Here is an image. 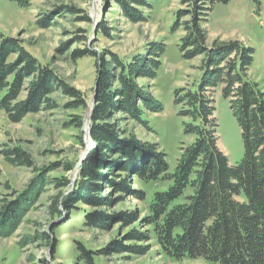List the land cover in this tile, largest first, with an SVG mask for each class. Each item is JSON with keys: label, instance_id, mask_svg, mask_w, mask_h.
I'll list each match as a JSON object with an SVG mask.
<instances>
[{"label": "trees", "instance_id": "16d2710c", "mask_svg": "<svg viewBox=\"0 0 264 264\" xmlns=\"http://www.w3.org/2000/svg\"><path fill=\"white\" fill-rule=\"evenodd\" d=\"M12 1L22 8L29 7L31 2ZM229 1L180 0L184 9L175 14L173 28L184 32L179 39V54L185 60L200 58V78L194 90L189 86L178 97L183 106L181 114L189 119L183 132L193 140L180 149L173 174H168L166 155L158 150L157 144L138 141L132 133L122 132L113 120L114 115L123 114L136 124L146 125L142 110L161 111V103L144 94L137 80L156 77L165 45L160 43L147 55L135 56L130 62L109 52L97 56L87 48L71 46L66 50L71 61L93 58L92 96L95 100L89 135L94 149L83 161L75 186L67 195L62 192L69 185L67 178L46 175L60 167L65 171L69 168L52 164L39 171L41 176L34 181L32 193L3 208L0 223L7 225L18 220L20 206L27 210L44 191L43 187L50 185L56 193L49 197L48 217L65 219L81 205L85 208V226L105 230L108 223L98 209L111 202L109 196H102L103 186L115 192H127L144 202L147 192L134 188V178L145 184L169 182L165 192L153 193L144 216L138 212L118 215L117 221L125 227L137 222L143 229L132 230L126 241L149 242L153 235L162 252L174 261L202 259L209 264H264V91L248 74L253 50L237 39L208 42L205 28L210 6ZM116 2L127 19L136 23L145 21L138 8L148 7L147 0ZM67 9L69 13L76 11ZM36 23L41 28L52 25L45 19ZM97 32H106L105 25L100 24ZM75 39L80 41L81 38ZM12 56L15 58L11 59ZM28 77L32 80L26 83ZM219 87L239 128L243 146L242 158L236 166L229 165L218 143L213 93ZM25 89L27 99L16 102ZM3 90L6 94L0 101V108L5 110L11 123L21 122L30 113L57 110L58 103L50 97L53 93L68 99L63 105L66 110L87 108L83 93L49 65L40 63L18 38L2 37L0 40V92ZM67 126L82 128L81 116L71 117ZM2 154L14 166L35 170L31 154L23 148H7ZM114 154L123 159L120 164L111 161ZM116 164L119 167H115ZM57 223H50L48 232L43 231L35 237L50 250L52 257L56 246L52 230ZM79 247L83 263L95 264L94 253ZM114 250L115 254L138 255L148 251L142 246L125 248L122 245ZM98 254L109 256L114 253L103 249Z\"/></svg>", "mask_w": 264, "mask_h": 264}, {"label": "rangeland", "instance_id": "374dc122", "mask_svg": "<svg viewBox=\"0 0 264 264\" xmlns=\"http://www.w3.org/2000/svg\"><path fill=\"white\" fill-rule=\"evenodd\" d=\"M147 2L148 7L138 8L145 21L136 23L124 16L116 0H31L27 8L18 6L12 0H0V40L2 37L18 38L32 56L40 63L49 65L68 84L81 91L87 101L85 109L66 110L63 105L68 99L53 93L50 97L58 103L57 110L30 113L19 123H11L5 110L0 108V212L6 205L12 206L10 202H17L32 193L34 181L41 176L39 171L52 164L69 168V171H65L60 167L46 175L57 179L67 178L69 185L62 190L67 195L75 186L83 161L94 149L90 135L85 138L84 132L90 130L93 111V58L71 61L66 52L71 46L87 48L97 56H105L109 52L130 62L135 56L147 55L160 43L165 45L156 77L137 80L144 94L161 103V111L151 113L142 110L146 125L136 124L123 114L114 115L113 120L122 132L132 133L138 141L157 144L158 150L166 155L168 174L174 173L180 149L193 140L192 136L183 132L184 124L189 119L182 116L183 106L178 97L189 86L192 90L196 88L200 78V58L185 60L179 54V39L184 32L173 27L176 12L184 9L180 0ZM67 8L76 11L69 13ZM41 19L52 25L39 27L36 22ZM100 24L105 25L106 32H97ZM205 28L208 42L237 39L253 50V62L248 74L264 91V0L217 2L210 6ZM76 37L81 38L80 41ZM31 80L28 77L26 83ZM5 94L6 90L0 92V101ZM27 95V90H23L16 102L25 101ZM213 100L219 147L229 165L236 166L243 155L239 128L228 102L221 95L220 87L213 93ZM73 116H81L82 128L66 127ZM17 146L31 154L34 171L26 166L12 165L2 154V150ZM114 156L111 161L120 164L123 159L116 154ZM117 164L115 167H119ZM134 180V188L147 192L144 202L132 198L127 192H115L103 186L102 196H109L111 202L109 206L102 205L98 209L108 223L105 230L85 226V208L81 205H77L78 209L72 210L65 219L61 217L62 222L61 218L48 217L49 197L56 191L50 185H45L32 206L27 210L20 206L18 220L7 225L0 223V264H84L80 259L79 246L94 253L95 264H209L202 259L174 261L162 252L153 235H150L149 242L137 244L126 241V236L132 230L143 229L139 228L137 222L125 227L117 221L118 215L138 212L144 216L153 193L165 192L170 185L162 181L145 184L136 178ZM50 223H57L52 230L56 240L53 257L41 241L35 240L41 232H48ZM119 245L125 248L142 246L148 251L144 255L115 254L114 249H118ZM103 249L114 254L99 255L98 252Z\"/></svg>", "mask_w": 264, "mask_h": 264}, {"label": "water", "instance_id": "95a60500", "mask_svg": "<svg viewBox=\"0 0 264 264\" xmlns=\"http://www.w3.org/2000/svg\"><path fill=\"white\" fill-rule=\"evenodd\" d=\"M94 100H95V97L92 96V100H91V105L94 104ZM88 129V128H87ZM85 132V138H87L89 136V129H88V132L87 131H84ZM87 132V133H86Z\"/></svg>", "mask_w": 264, "mask_h": 264}]
</instances>
